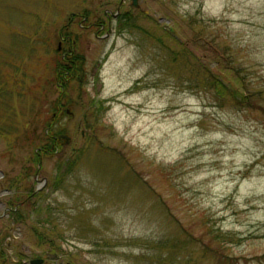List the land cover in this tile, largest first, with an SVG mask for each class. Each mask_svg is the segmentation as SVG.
<instances>
[{
    "label": "rangeland",
    "instance_id": "374dc122",
    "mask_svg": "<svg viewBox=\"0 0 264 264\" xmlns=\"http://www.w3.org/2000/svg\"><path fill=\"white\" fill-rule=\"evenodd\" d=\"M117 3L0 0V264H262L264 0Z\"/></svg>",
    "mask_w": 264,
    "mask_h": 264
},
{
    "label": "trees",
    "instance_id": "16d2710c",
    "mask_svg": "<svg viewBox=\"0 0 264 264\" xmlns=\"http://www.w3.org/2000/svg\"><path fill=\"white\" fill-rule=\"evenodd\" d=\"M122 18H124L123 20H121ZM129 19L128 17V12H125L121 15V17L118 19V21H121V22H126L127 20ZM53 64H54V74H55V77H56V84H58L59 86H61V88L65 89L67 83L69 81H72V80H77V81H82V76H83V71H82V66L79 65V55H72V53L70 51H65V52H58V58H55L53 60ZM54 77V78H55ZM53 78V79H54ZM222 93V92H220ZM237 102H239V100L236 99ZM58 103L56 105V108L55 110H57L58 108ZM51 122L52 119L50 120V124L48 126H51ZM50 129L47 130V134L50 133ZM54 135V134H53ZM57 135V134H55ZM47 145H50L52 147V152H59L61 150H58L60 149V145L54 140L53 137H51V135L49 136L48 135V140H47ZM45 146L49 149L48 146ZM69 163V167L70 165L73 163V160H69L68 161ZM59 183V179L55 178L54 181H53V186H57ZM39 194V193H38ZM18 211H11L9 213V217L11 218H14V219H18ZM221 237H225V236H222L220 234H216L214 235V238L219 240ZM209 249V248H208ZM211 253L215 254L217 252V250H210ZM216 251V252H215ZM259 259L261 260V263L264 264V255L260 256ZM3 261V252L1 251V248H0V263Z\"/></svg>",
    "mask_w": 264,
    "mask_h": 264
},
{
    "label": "flooded vegetation",
    "instance_id": "af4514ba",
    "mask_svg": "<svg viewBox=\"0 0 264 264\" xmlns=\"http://www.w3.org/2000/svg\"><path fill=\"white\" fill-rule=\"evenodd\" d=\"M125 1L126 0H118V3H117V7H116V11H115V13H113V14H111L110 16H109V14L107 13V10H105V14H106V16L108 17V19H107V23H108V25H110V22H111V20L112 19H114V20H118L119 18H120V16H121V11H120V9H121V7L123 6V4L125 3ZM130 5L132 6V0H130ZM139 7V5L137 6V7H134V8H138ZM112 17V18H111ZM86 19V17H83L82 18V20H85ZM91 25H96V26H100V27H103L105 24H104V21H102V22H100V21H98V22H95V23H93V24H91ZM59 49V48H58ZM65 107L61 104V103H59V105H58V108H57V110H55V112H54V115H53V121H56V120H58V119H61L62 118V113H63V111H64V113H69L70 111L68 110V109H66L65 108V110H63ZM52 128H53V126H52V124H51V126L48 128V129H50V130H52ZM51 137H53L54 138V140L58 143V144H60V140L61 139H64V141H65V143H68L69 142V140H68V138L64 135V134H57V135H53V134H51ZM38 155H40V152H38ZM37 173V172H36ZM26 176H28V174H26ZM26 176H24V177H26ZM36 176H37V174H36ZM4 177V175H3V173L2 172H0V179L1 178H3ZM35 182H36V184L39 182V180L37 179V177H36V179H35ZM44 183V182H43ZM42 183V184H43ZM41 189V188H40ZM24 192V191H23ZM22 192V193H23ZM39 192V189H34V190H32L31 192H29V191H25V193H26V196L24 197V198H22V199H20L19 200V197H20V195H15V193H16V191L14 192V191H11L10 189H2V192H1V195L2 196H4V195H6V194H8V200H7V202H6V204H9V203H11V204H13L14 203V205H10L9 204V206L7 207V209H6V212H5V214H7V215H9V213L11 212V211H18V208H19V206L21 205V204H24V203H26L30 198H32V197H34L35 196V194L36 193H38Z\"/></svg>",
    "mask_w": 264,
    "mask_h": 264
},
{
    "label": "water",
    "instance_id": "95a60500",
    "mask_svg": "<svg viewBox=\"0 0 264 264\" xmlns=\"http://www.w3.org/2000/svg\"><path fill=\"white\" fill-rule=\"evenodd\" d=\"M132 6L137 7L138 6V0H132ZM43 262L42 258H35L29 260V264H41Z\"/></svg>",
    "mask_w": 264,
    "mask_h": 264
}]
</instances>
